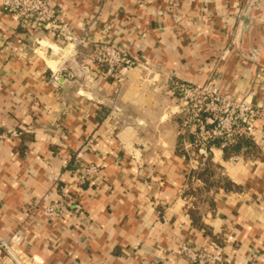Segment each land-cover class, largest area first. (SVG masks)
<instances>
[{
    "label": "crops",
    "instance_id": "1",
    "mask_svg": "<svg viewBox=\"0 0 264 264\" xmlns=\"http://www.w3.org/2000/svg\"><path fill=\"white\" fill-rule=\"evenodd\" d=\"M49 1L83 53L106 40L137 65L122 83L103 77L82 55L52 52L59 29L0 8V238L22 234L0 264H264V123L258 154L215 148L228 187L200 202L173 83L218 76L223 92L264 104V0ZM92 163L98 174L78 182L76 167ZM64 193L82 210L51 221L33 208ZM186 242L210 256L193 260Z\"/></svg>",
    "mask_w": 264,
    "mask_h": 264
},
{
    "label": "built area",
    "instance_id": "2",
    "mask_svg": "<svg viewBox=\"0 0 264 264\" xmlns=\"http://www.w3.org/2000/svg\"><path fill=\"white\" fill-rule=\"evenodd\" d=\"M0 8L24 27L45 29L51 33L59 29L56 34L63 43L60 46L49 45L52 52H63V59L70 54L82 55L92 61L95 72L103 77L122 83L128 78V72L137 65V60L126 47L106 40L97 41L92 51L83 53L79 49L83 38L72 33L69 22L49 0H0ZM66 77L75 79V72L67 70ZM173 83L183 112L178 135L183 138V151L187 155L190 171L204 168L215 148H230L242 138L256 139L258 123H264V104L253 103L254 91H250L244 99L235 98L222 91L218 76L210 77L203 84L179 78L174 79ZM5 136L6 132L0 126V143ZM62 140L59 136L57 142L62 143ZM232 159L237 162L240 156L233 155ZM98 172L99 167L93 163L75 169L80 183H85ZM71 207L77 212L82 210V204L73 201L66 193L44 207H40L39 202L33 205V208H40L41 213L51 221H57ZM21 238L19 232L7 240L0 238V252L5 249L14 254L12 247ZM182 251L195 261L210 256L203 255L188 242L184 243Z\"/></svg>",
    "mask_w": 264,
    "mask_h": 264
},
{
    "label": "trees",
    "instance_id": "3",
    "mask_svg": "<svg viewBox=\"0 0 264 264\" xmlns=\"http://www.w3.org/2000/svg\"><path fill=\"white\" fill-rule=\"evenodd\" d=\"M179 142H180L181 149H183V138L180 137V136H179ZM243 146L248 147L247 150H249V152L251 154H253V155L259 153V150H258L257 146L255 145V143L251 139L242 138L236 144L231 146L230 148L224 149L225 156L228 157V156H230V154H234V153L240 152V150H241V148ZM211 160H212V157L209 160V162L207 163V165L202 169V170H205V171H202V172L198 173V175H199L198 180L200 182L204 181L203 183L206 184V186H209L208 182L213 184L214 181H216V183H217L216 187L215 186L210 187V188L199 187L198 190L194 191V188L193 189L189 188V183H190L189 180H190V178L188 180V191L189 192H193L196 196L198 195L197 199L200 200V202L206 201V199L204 197L207 196V194H209V191H210L211 188H217V187H220V186H224L225 188L228 187V181L225 180V179H221V177H219V175H218L219 171H218L217 167L214 165V163ZM205 174H208V176H206L204 178ZM198 191L199 192L201 191V193H205V192L206 193H205V195L200 196L198 194Z\"/></svg>",
    "mask_w": 264,
    "mask_h": 264
},
{
    "label": "rangeland",
    "instance_id": "4",
    "mask_svg": "<svg viewBox=\"0 0 264 264\" xmlns=\"http://www.w3.org/2000/svg\"><path fill=\"white\" fill-rule=\"evenodd\" d=\"M203 168H201L200 170L198 169V170H192V171H190L191 169H190V165H189V173H190V183H189V188L190 189H193L194 188V191H196V190H198V188L199 187H204V188H210V187H213V186H217V183H216V181H214V183L213 184H211L210 182H208V185L209 186H206V184H204L203 182H200L199 180H198V177H199V175H198V173L199 172H202V171H205V170H202ZM219 171V170H218ZM193 173V174H192ZM194 176V177H193ZM206 176H208V174H205L204 175V178L206 177ZM191 193H193V192H191ZM206 193V192H205ZM205 193H201V191L199 192L198 191V194L200 195V196H202V195H205Z\"/></svg>",
    "mask_w": 264,
    "mask_h": 264
},
{
    "label": "bare ground",
    "instance_id": "5",
    "mask_svg": "<svg viewBox=\"0 0 264 264\" xmlns=\"http://www.w3.org/2000/svg\"><path fill=\"white\" fill-rule=\"evenodd\" d=\"M54 63H55V62H50V65L54 67ZM56 66H57V65H56Z\"/></svg>",
    "mask_w": 264,
    "mask_h": 264
}]
</instances>
